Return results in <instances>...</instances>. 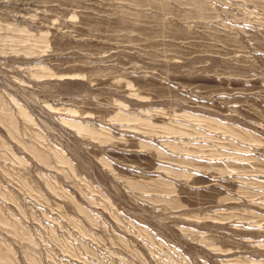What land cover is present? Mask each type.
Masks as SVG:
<instances>
[{"label": "rangeland", "instance_id": "obj_1", "mask_svg": "<svg viewBox=\"0 0 264 264\" xmlns=\"http://www.w3.org/2000/svg\"><path fill=\"white\" fill-rule=\"evenodd\" d=\"M0 264H264V0H0Z\"/></svg>", "mask_w": 264, "mask_h": 264}]
</instances>
